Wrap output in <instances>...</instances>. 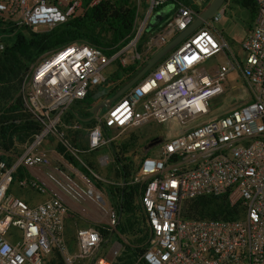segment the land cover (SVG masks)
<instances>
[{
    "label": "built area",
    "instance_id": "1",
    "mask_svg": "<svg viewBox=\"0 0 264 264\" xmlns=\"http://www.w3.org/2000/svg\"><path fill=\"white\" fill-rule=\"evenodd\" d=\"M97 1L89 0L87 6ZM82 2L0 0V19L33 33L49 31L82 10ZM165 2L146 0L143 21L131 39L109 57L96 48L69 44L42 55L30 67L25 106L40 129L9 167L0 161V264H43L52 248L63 264L111 263L108 254L95 258L102 237L94 226L77 229L75 249H68L63 237L66 203L58 188H48L43 176H26L16 182L19 189L47 195L34 205L6 190L18 166L32 169L43 165L41 142L49 136L57 137L70 154L79 152L57 130L62 114L92 87L104 85L107 92L124 79L106 82L104 71L114 60L120 66L140 62L135 44L148 14ZM254 6L252 26L240 44L242 60L228 52L224 65L202 68L206 60L228 50L208 27L223 16L222 4L203 27L184 38L164 61L113 101L87 130L85 151L91 152L111 142L105 132H121L149 122L169 130L177 127L178 133L157 144L155 156L140 158L133 174L134 181L143 180L137 203L148 232L135 264H264V0H254ZM196 14L190 7L178 5L153 44L163 45ZM2 49L0 42V52ZM235 70L248 100L209 117L206 102L223 93L228 73ZM102 159L106 157L100 163ZM88 195L92 196L89 190ZM94 197L103 202L99 195ZM199 197H225L229 207H236L235 217L183 218L184 203ZM107 219L112 227L115 213L109 212Z\"/></svg>",
    "mask_w": 264,
    "mask_h": 264
},
{
    "label": "trees",
    "instance_id": "2",
    "mask_svg": "<svg viewBox=\"0 0 264 264\" xmlns=\"http://www.w3.org/2000/svg\"><path fill=\"white\" fill-rule=\"evenodd\" d=\"M88 2L89 0H83L82 10L49 31L33 33L28 28H16L0 19V42L3 45L0 52V98H2V102H0V151L2 152L0 161L6 167L14 162L13 157L20 155L16 145L22 146L29 143L33 135L40 129L38 122L27 111L18 94L22 80L37 59L54 49L69 44H80L96 48L109 57L133 36L136 8L131 0H98L92 6H87ZM236 2L241 9L248 12L250 18L254 19V0H237ZM178 5L190 7L197 13L191 0H166L162 6L154 8L151 13L162 18L158 22L155 18L150 28L147 29L146 26L141 31L135 44V50L140 54V62L134 61L125 66H120L116 60L111 63L108 68H112V72L106 77V82L118 80L122 76H124V79L113 89L100 94L103 100L111 97L141 69L144 59L149 56L144 57V52L149 50L151 39L158 33L163 23L175 14ZM144 7L146 8V6ZM201 27L203 25L199 28ZM250 27L248 26L249 29ZM169 53L153 68L164 61ZM103 88L104 85L94 86L86 92L84 98L74 101L68 110L62 114L60 125L57 128L58 132L61 125L78 124L83 125L87 130L93 127L96 122L91 119L89 108L96 101L98 93ZM63 138L67 140L65 136ZM128 141H131V138ZM68 143L79 152L72 155L59 142L54 147L55 152L81 172L89 183L94 182L97 188L100 187L99 182L96 181L93 175L92 162L80 159L84 154L90 153L85 151L86 144L84 143L79 147L74 138L69 139ZM109 146L112 171L114 172V178L119 181L118 185L109 190V194L115 199L114 208L118 221L113 232L105 226L94 225V228L99 231L104 240H107L110 236L115 238L119 235L135 237V235L141 234L140 238H134L131 241V247L125 245L126 256L123 259H118V261H122L128 257V260H132L131 262L125 261L119 264H135L137 257L144 251L145 241L147 240L146 232L142 226V224L144 225L143 215L141 216L137 203L144 184L133 181V174L137 167L134 168L129 158L124 156L127 153V146L121 144L119 147H115L112 142L109 143ZM26 176L28 175L25 169L18 166L12 174L10 185ZM6 193L10 194V186ZM236 211V207L228 206L225 197H199L184 203L182 217L224 220L233 219ZM117 240L120 242L118 238ZM65 242L68 249L72 251L74 238L65 239ZM133 243L135 246H133ZM139 244L140 246H138ZM43 264L63 263L57 251L52 248L49 255L43 260ZM137 264H143V262L139 261Z\"/></svg>",
    "mask_w": 264,
    "mask_h": 264
},
{
    "label": "rangeland",
    "instance_id": "3",
    "mask_svg": "<svg viewBox=\"0 0 264 264\" xmlns=\"http://www.w3.org/2000/svg\"><path fill=\"white\" fill-rule=\"evenodd\" d=\"M131 1L134 3V6L136 8L135 27L137 28L146 15V8L144 7L146 6V0ZM236 1L237 0H225L223 3V16L216 23H213L212 25L208 26L212 30V32L216 34L222 42L225 43L228 50H224L223 53H218L217 55L206 60L202 67L203 69L211 70L217 66L224 65L226 63V60L229 59V55L227 56L228 52L239 60H242L243 58V53L240 49V44L249 32L248 26H252L253 18H250L248 12L241 9ZM153 15L154 14L152 13L148 14L142 31L147 26L150 18ZM152 39L149 44V50L144 52V57L146 55L150 56L162 45L153 44ZM168 40L165 39L164 43ZM145 60L146 59H144V61ZM111 72L112 68H107L104 71V75L107 77L109 74H111ZM28 75L29 72L26 77L22 80L18 93L22 101L24 102V106L28 93ZM104 93L105 90L103 88L102 91L98 93L99 95H97L96 101L89 108V110L95 112V118L101 116L105 111V107L102 105V102L104 100L100 97V94ZM247 100V92L242 86L239 71L235 70L233 72H230L227 75L223 93L209 99L206 102L207 108L209 110L208 116L214 117L216 115L223 114L228 110L239 106ZM0 102H2V98H0ZM86 131L87 129L83 125L78 124H73L69 126L63 125L59 129V132L62 133L68 141L69 139L74 138V140L77 141V145L79 147H81L85 143L84 141ZM176 133H178L177 127H175L173 130H169V128H167L163 124L159 125L152 122L141 125L137 128L121 132H105L106 136L111 139L113 146L119 147L121 144L127 146V153L124 156L129 158L134 168L137 167V164L142 156L156 155L157 148L159 147L158 145L148 149L146 148V145L150 142V140H152L153 138L163 140ZM129 138H131V141H128ZM57 142V137L49 136L48 138H46L45 141L43 140L41 142V147H45L46 145L49 146L51 149L53 148L54 150V147ZM29 143L23 144L22 146L16 145L20 155L23 153ZM109 147V144L106 146L99 147L94 151H91L90 153L84 154L80 157V159H85L87 161L92 162L94 167V178L100 184V187L98 188L96 187V184L94 182L86 183V179L84 178V176H82L81 172H79L75 167L67 163L59 154L53 156V153H47L44 151L43 153L45 161L43 165L33 168L37 171L36 174L38 176H43L46 179V182L49 184L48 188H58L60 194L64 198L68 210L63 232L64 239H71L73 238L74 232L77 229L89 227L92 225L105 226L111 232L114 231V228L118 221V217L114 208L115 199L111 196V194H109V190H112V187L118 185L119 181L114 178V172L112 171L111 152ZM1 154L2 152L0 151V155ZM18 157H13L14 161ZM104 157H106V160L102 159V163H100L101 158ZM48 167L53 170L52 173L47 170ZM27 170L28 169H25L28 175ZM142 181L143 180H138L134 182L143 183ZM88 190L92 192V196L88 195ZM95 194L100 196L103 201L102 203L98 202L95 199ZM10 195L22 199L26 202H28V199L31 200L35 196L33 192L27 189H19L16 183L10 185ZM111 211L114 212L116 215V223L112 227H109L107 218L109 212ZM142 226L144 227L143 224ZM143 229L145 230L147 235L146 239H148V232L145 227ZM140 237L141 234L135 235V237L129 235H119L116 238L114 236H110L107 240L102 239L100 250L96 254L95 258L105 257V255L108 254L109 258L111 259L110 264H119L125 261L131 262L132 260H128V257L122 261H118V259H123L126 256L125 245H132L131 241L134 238ZM117 238L120 240L121 243L118 242ZM116 244H118V246H116ZM133 246H135L134 243ZM138 246H140V244ZM74 249L75 245H73V250ZM112 251H114V254H111ZM76 264H89V262L79 261Z\"/></svg>",
    "mask_w": 264,
    "mask_h": 264
},
{
    "label": "water",
    "instance_id": "4",
    "mask_svg": "<svg viewBox=\"0 0 264 264\" xmlns=\"http://www.w3.org/2000/svg\"><path fill=\"white\" fill-rule=\"evenodd\" d=\"M225 0H210L208 5L201 11L197 12L192 21L181 31L176 33L167 42L161 45L155 52H153L145 61L141 69L123 86L119 88L111 97L102 102L105 109L116 99H118L125 91L130 89L135 85L155 64H157L165 55L171 52L184 38L190 35L193 31L198 29L200 26L207 23L211 16L216 12V10L224 3ZM158 19L157 16H152L147 24V29L151 27L154 23V18ZM160 21L159 19L157 22ZM68 110V109H67ZM91 114V119H95V112L89 110ZM161 142L158 138H153L146 145V148H151L156 146ZM118 246V244H116Z\"/></svg>",
    "mask_w": 264,
    "mask_h": 264
},
{
    "label": "crops",
    "instance_id": "5",
    "mask_svg": "<svg viewBox=\"0 0 264 264\" xmlns=\"http://www.w3.org/2000/svg\"><path fill=\"white\" fill-rule=\"evenodd\" d=\"M209 1L210 0H191V3H192V5L195 7V9L197 10V12H199V11H201L203 8H205L207 5H208V3H209ZM153 16H157L156 14H154ZM158 17V16H157ZM156 18V17H155ZM154 18V19H155ZM162 17H158V19L160 20ZM157 19V20H158ZM60 127H62V126H60ZM86 134H87V131H86ZM46 140V139H45ZM44 140V141H45ZM85 144H86V135H85ZM41 149L43 150V151H45V152H51V153H53V156L55 155H58L56 152H55V150H53V148L51 149L49 146H46L45 145V147H41ZM47 170L49 171V172H53V170H51V168L50 167H48L47 168ZM27 172H28V175L29 176H31V177H37V174H36V170H34L33 168L32 169H28L27 170ZM45 198H47V195H37V194H35V196L33 197V199H28V204L29 205H34L35 203H37V202H39V201H42V200H44ZM26 202V201H25ZM66 219H67V215H66V217H65V219H64V227H65V221H66ZM92 226H94V225H92Z\"/></svg>",
    "mask_w": 264,
    "mask_h": 264
},
{
    "label": "bare ground",
    "instance_id": "6",
    "mask_svg": "<svg viewBox=\"0 0 264 264\" xmlns=\"http://www.w3.org/2000/svg\"><path fill=\"white\" fill-rule=\"evenodd\" d=\"M102 203V202H101Z\"/></svg>",
    "mask_w": 264,
    "mask_h": 264
}]
</instances>
